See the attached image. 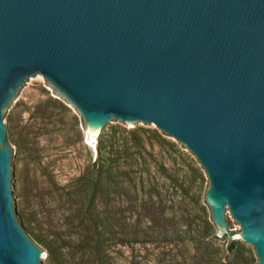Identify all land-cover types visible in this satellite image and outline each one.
Instances as JSON below:
<instances>
[{
	"label": "water",
	"instance_id": "obj_1",
	"mask_svg": "<svg viewBox=\"0 0 264 264\" xmlns=\"http://www.w3.org/2000/svg\"><path fill=\"white\" fill-rule=\"evenodd\" d=\"M41 78L78 109L87 144L116 123L181 143L213 223L264 264V0H0V264L45 261L17 213L7 131Z\"/></svg>",
	"mask_w": 264,
	"mask_h": 264
},
{
	"label": "rangeland",
	"instance_id": "obj_2",
	"mask_svg": "<svg viewBox=\"0 0 264 264\" xmlns=\"http://www.w3.org/2000/svg\"><path fill=\"white\" fill-rule=\"evenodd\" d=\"M85 130L78 109L43 78L26 86L7 115L8 143L17 151V213L28 221L21 226L43 239L32 241L44 264H58L61 253L76 262L95 255L74 249L82 237L73 233L91 214L110 216L112 231L127 238L110 246L108 259L97 250L96 264H204L212 246L223 249L225 264L258 261L243 241L227 251L230 240L205 201L208 177L181 143L156 127L116 123L87 144ZM233 229L241 231L234 219Z\"/></svg>",
	"mask_w": 264,
	"mask_h": 264
},
{
	"label": "trees",
	"instance_id": "obj_3",
	"mask_svg": "<svg viewBox=\"0 0 264 264\" xmlns=\"http://www.w3.org/2000/svg\"><path fill=\"white\" fill-rule=\"evenodd\" d=\"M152 189L150 188L151 192ZM44 197H42L41 204H44ZM150 210V208H149ZM83 220L88 223L85 224L84 229H81V232L77 231L73 234H79L82 238L80 239V243L74 248V249H83L85 248L90 253L94 252L96 255V251L98 252H106L110 250V246L113 245V243L117 240L118 242L125 243L127 241L125 232L122 233H115L111 229V222L112 219L110 216L106 217H100L95 214H91L89 216L83 217ZM57 236H60L61 233H55ZM68 245H61V248H65ZM238 241H232L229 244V248L227 251L229 253H232L237 249ZM65 250V249H63ZM223 253V249L219 246H212L211 250L208 251L206 254L203 255L205 257V260H203L204 264H225L223 263L221 259V255ZM95 255L91 256L87 260H81L79 262H76L73 256L65 255L61 253L60 259L58 261V264H96ZM108 254H104V259H108ZM98 261V260H97ZM231 264V263H227Z\"/></svg>",
	"mask_w": 264,
	"mask_h": 264
}]
</instances>
